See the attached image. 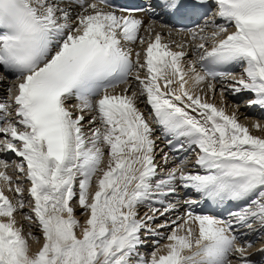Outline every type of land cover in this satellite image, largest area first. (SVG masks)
I'll list each match as a JSON object with an SVG mask.
<instances>
[{
	"label": "snow or ice",
	"instance_id": "1",
	"mask_svg": "<svg viewBox=\"0 0 264 264\" xmlns=\"http://www.w3.org/2000/svg\"><path fill=\"white\" fill-rule=\"evenodd\" d=\"M161 13L200 22L156 30ZM174 33L181 43L164 39ZM9 76L0 154L19 158L22 178L0 158L16 194L0 188V264H264V243L250 251L264 241V136L225 99L252 94L245 106L264 109V0H0V84ZM217 88L219 105L208 99ZM153 123L169 152H157ZM180 190L184 213L164 219ZM208 201L234 207L195 211Z\"/></svg>",
	"mask_w": 264,
	"mask_h": 264
},
{
	"label": "bare ground",
	"instance_id": "2",
	"mask_svg": "<svg viewBox=\"0 0 264 264\" xmlns=\"http://www.w3.org/2000/svg\"><path fill=\"white\" fill-rule=\"evenodd\" d=\"M142 15H144L145 23L147 25V23H148L147 15H145V14H142ZM155 19L157 21V23L155 25L156 30H159L160 29V25L162 23H161L160 18L158 16ZM210 30L211 29H209V31ZM229 31H231V28L229 29ZM141 35H146V33L142 30L141 31ZM164 39L165 40L172 39V40H175L176 43H181L183 41L184 37H183V35L173 34V36L171 38H169L167 36V34H165ZM129 46L130 47H139V44L137 43V45H135V46H133V45H129ZM173 48H174V50H176L175 46H173ZM191 58L192 57H189V59H191ZM235 71L233 73L234 74H238ZM9 83H11V81H6L3 84H0V98H2L4 95H6L5 89L8 87ZM251 98H253V95L252 94H248V93L238 94V95H233L231 92L226 93L225 99L227 101V105H226L227 112L229 114H231L233 111H237V116L239 117L240 122L244 123V124H247L252 129V134L259 135V136H264V132H261V131L256 130L255 128H252V125H253L254 122H259L261 124H264V109H261L259 106H257L255 108V111H254L253 114H251V115L248 114L247 113V109L249 107L245 106L244 101L247 100V99H251ZM208 99L210 100V102H213V103H216V104L219 105L220 104V99H221L220 95H219V88H217V92H216L215 97H213L211 95V93H209L208 94ZM71 103H75V100L73 99L71 101ZM237 106H239L238 110H237ZM138 107L140 108L141 111L144 112L145 116L151 122L152 118L149 115L150 111H151L150 108L142 101L138 104ZM153 128L156 129L155 130V135H154L153 138L156 140L157 152L159 153L161 149H163L164 152H167V150L165 149V146H164L165 145V141H162V136H163L162 135V130H160V128L157 127V125L155 123H153ZM185 155H189L191 157V159H194L193 156H192L193 154L186 153ZM0 158L5 159L6 162L9 164V167L5 170L9 176H12L14 178L15 177H21L22 178V175L20 173H18L16 171V169H15V165L19 161L18 157H16L15 155H13L10 152H6V153L0 154ZM156 159H157V162L159 163L160 160H161V156L157 155ZM179 162H180V160H176V163H179ZM174 166H175V164H172V163H169V165H168V167H174ZM166 170L167 169H165V171ZM29 186H30L29 182L24 181L25 189H27V187H29ZM0 188H2L4 190L5 195H7L10 199L14 200L16 198V194L14 192H12V191H9L8 190V185L5 184L2 180H0ZM188 195H191V193H189ZM24 196L26 197L24 211L27 212L28 211L27 192L24 193ZM186 198H187V196H186V194L184 193L183 190L179 191V195L178 196H170V197H168V200L170 202L179 201V208H178L177 211L169 213L168 217H165L164 219H168L169 217H171L172 219H175V217L182 215L184 213V211H185V206L183 204V200L186 199ZM73 204L75 205V200L73 201ZM151 206H153V205H151L149 203H145V204L141 205L139 207V209H138L140 215H143L145 212H147ZM154 206L155 207H159L158 204H156ZM75 215H76L77 219H79L81 221V223H83L84 215L82 214V210L78 206L76 207ZM16 218H17L18 222H20L24 226L25 231L27 232L29 230L28 226H27L28 222L23 219L22 214L21 213H17V217ZM162 222H163L162 220L158 219L156 221V224H160ZM170 230L171 229H161L160 231L162 233H167ZM32 231H33L35 236H37V237L41 236V233H40L38 228L33 227ZM29 243L31 244L33 250H35L36 248L39 247V244H37V242L35 240H30ZM40 243H42V238H41ZM160 243L163 244V243H165V241L164 240H160ZM152 248H153L152 241H151V239H149L147 241V247H142L140 249V252L145 254V255H148L152 251ZM255 248L256 247L253 246V248L250 249V251L255 252V250H254Z\"/></svg>",
	"mask_w": 264,
	"mask_h": 264
}]
</instances>
